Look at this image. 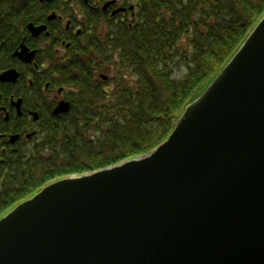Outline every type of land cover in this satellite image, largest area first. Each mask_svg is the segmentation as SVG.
<instances>
[{"label":"water","instance_id":"obj_1","mask_svg":"<svg viewBox=\"0 0 264 264\" xmlns=\"http://www.w3.org/2000/svg\"><path fill=\"white\" fill-rule=\"evenodd\" d=\"M0 264H264V14L152 150L1 216Z\"/></svg>","mask_w":264,"mask_h":264},{"label":"trees","instance_id":"obj_2","mask_svg":"<svg viewBox=\"0 0 264 264\" xmlns=\"http://www.w3.org/2000/svg\"><path fill=\"white\" fill-rule=\"evenodd\" d=\"M142 13L133 29L118 28L93 49V60L109 66V80L78 72L69 119L0 167V217L52 180L162 142L263 16L264 0H155Z\"/></svg>","mask_w":264,"mask_h":264},{"label":"flooded vegetation","instance_id":"obj_3","mask_svg":"<svg viewBox=\"0 0 264 264\" xmlns=\"http://www.w3.org/2000/svg\"><path fill=\"white\" fill-rule=\"evenodd\" d=\"M151 1L0 0V167L69 119L78 72L109 80L93 49L118 28L133 29ZM63 102L69 110L58 112Z\"/></svg>","mask_w":264,"mask_h":264},{"label":"rangeland","instance_id":"obj_4","mask_svg":"<svg viewBox=\"0 0 264 264\" xmlns=\"http://www.w3.org/2000/svg\"><path fill=\"white\" fill-rule=\"evenodd\" d=\"M117 59V57H115V60ZM113 69V68H112ZM184 72H185V68H179V69H176V76L178 77V76H182L183 74H184ZM107 75H109V76H111L110 75V72H107L106 73Z\"/></svg>","mask_w":264,"mask_h":264}]
</instances>
